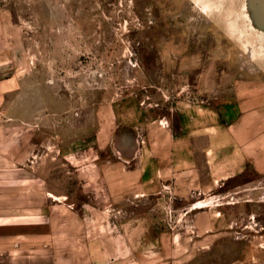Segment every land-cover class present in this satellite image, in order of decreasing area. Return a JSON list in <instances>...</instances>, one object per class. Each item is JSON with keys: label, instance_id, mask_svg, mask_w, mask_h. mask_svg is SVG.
I'll return each instance as SVG.
<instances>
[{"label": "rangeland", "instance_id": "374dc122", "mask_svg": "<svg viewBox=\"0 0 264 264\" xmlns=\"http://www.w3.org/2000/svg\"><path fill=\"white\" fill-rule=\"evenodd\" d=\"M0 54L6 171L45 193L47 264H264L245 0H0Z\"/></svg>", "mask_w": 264, "mask_h": 264}, {"label": "crops", "instance_id": "0c3cea01", "mask_svg": "<svg viewBox=\"0 0 264 264\" xmlns=\"http://www.w3.org/2000/svg\"><path fill=\"white\" fill-rule=\"evenodd\" d=\"M11 57L0 54V116L4 114L5 102L14 94L18 82L14 70H11ZM7 127L0 124V131ZM16 127L11 125L8 130H16ZM3 140L0 138V184L8 179L16 182L0 185V264H47L45 220L44 214L40 213L45 202L41 205L38 200L35 202V196L40 194L45 200V193L19 183L28 179L26 176H12L13 173L6 171L7 167L12 171L22 167L18 157L23 144L13 146L17 149L11 150L13 159H10L6 158L8 151L5 150L10 147ZM9 162L13 164L7 165ZM30 211L36 212L27 213Z\"/></svg>", "mask_w": 264, "mask_h": 264}, {"label": "water", "instance_id": "95a60500", "mask_svg": "<svg viewBox=\"0 0 264 264\" xmlns=\"http://www.w3.org/2000/svg\"><path fill=\"white\" fill-rule=\"evenodd\" d=\"M245 9L251 28L264 34V0H245Z\"/></svg>", "mask_w": 264, "mask_h": 264}, {"label": "bare ground", "instance_id": "6f19581e", "mask_svg": "<svg viewBox=\"0 0 264 264\" xmlns=\"http://www.w3.org/2000/svg\"><path fill=\"white\" fill-rule=\"evenodd\" d=\"M51 197H53L54 195L53 194H49ZM200 205V204H199Z\"/></svg>", "mask_w": 264, "mask_h": 264}]
</instances>
